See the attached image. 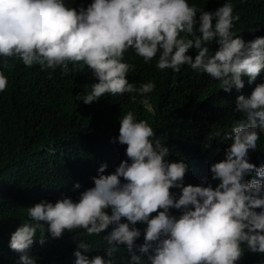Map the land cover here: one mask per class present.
Here are the masks:
<instances>
[{"label":"clouds","instance_id":"1","mask_svg":"<svg viewBox=\"0 0 264 264\" xmlns=\"http://www.w3.org/2000/svg\"><path fill=\"white\" fill-rule=\"evenodd\" d=\"M239 19L230 0L215 11L200 10L188 0H92L79 8L66 6L64 0H0V57L4 68L16 57L26 67L60 68L64 75L70 63L72 71L87 66L98 83L83 96V104L106 94L136 93L148 107L146 97L155 84L137 88L129 82L127 74L135 68L123 62L129 50L145 64L158 57L161 71L178 73L187 65L219 82L226 93L242 90V77L254 83L264 72V37L249 42L234 37ZM213 42L219 47L210 54ZM190 49L198 51L194 60L187 54ZM8 83L0 71V93ZM131 99L135 102L136 96ZM234 111L244 118L223 137L229 143L224 159L210 165L211 181H219L215 188L207 177L199 186H185L188 164L183 159L170 162L169 148L148 122H137L127 112L119 118V135L112 141L126 145L127 159L112 174L106 175L108 165L102 164L92 177L94 187L81 192L78 202L61 197L54 204L41 200L27 208L29 222L17 227L9 242L10 250L19 254L18 264H36L29 253L38 231L43 246L45 233L57 240L77 229L99 236L110 226L104 236L107 258H90V245L80 242L74 264H114L121 246L128 250L129 264H145L142 257L146 264H238L245 247L264 255V166L249 162V152L256 151L264 131V84L250 96L239 95ZM253 174L255 178L246 179ZM80 188L74 185V190ZM172 189L179 190L178 196ZM171 209L181 214L172 215ZM138 223L146 225L140 245Z\"/></svg>","mask_w":264,"mask_h":264},{"label":"trees","instance_id":"2","mask_svg":"<svg viewBox=\"0 0 264 264\" xmlns=\"http://www.w3.org/2000/svg\"><path fill=\"white\" fill-rule=\"evenodd\" d=\"M91 2L64 0L66 6L77 8ZM224 2L188 0L205 11H215ZM230 2L234 15L240 16L232 29L233 36L245 42L264 37V0ZM252 29L257 30L250 32ZM208 47L214 54L219 46L213 42ZM187 54L194 60L198 51L190 49ZM157 59L145 64L132 50L124 54L123 62L135 65L127 74L130 83L137 88L147 82L155 84V90L147 94L150 106L146 107L140 103L143 97L136 93L106 94L91 105L83 104V96L91 92L93 83H98L87 66L72 71L70 63L69 74L64 75L60 68L41 70L37 64L26 67L16 57L9 58L4 68V58L0 57V71L9 81L6 91L0 93V264H18L19 254L10 250L9 242L11 233L29 222L27 208L41 200L54 204L61 197L78 202L81 192L94 187L92 177L97 176L102 164L108 165L107 175L127 159L126 145L112 141L119 135V118L129 111L137 122L146 120L153 128L156 138L169 148L170 162L183 159L188 164L185 186H199L206 177L214 188L217 186L219 181H211L210 165L224 159L229 143L223 137L231 133L235 121L244 118L234 111L236 99L239 95L250 96L258 84H264V72L252 84L242 77L245 87L226 93L219 82L187 65L178 73L158 70ZM132 96H136L135 102ZM249 158L257 168L264 166V131ZM252 178L255 174L246 177ZM76 183L81 185L79 190H74ZM172 191L178 196V189ZM107 211L110 215V209ZM170 213L177 217L181 214L175 209ZM136 227L141 231L136 241L140 245L146 225L138 223ZM110 231L111 226L99 236H89L77 229L66 231L58 240L45 233L43 246L38 231L29 255L36 258V264H74L77 244L85 242L91 247L87 253L90 258H107L104 236ZM244 251L238 264H264V255L250 253L246 247ZM136 254L140 255L138 251ZM113 259L114 264H129L126 246H121ZM142 260L146 264L147 258Z\"/></svg>","mask_w":264,"mask_h":264}]
</instances>
